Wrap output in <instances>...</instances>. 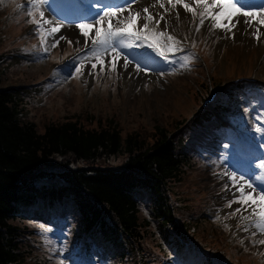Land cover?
<instances>
[{
    "label": "rangeland",
    "instance_id": "obj_1",
    "mask_svg": "<svg viewBox=\"0 0 264 264\" xmlns=\"http://www.w3.org/2000/svg\"><path fill=\"white\" fill-rule=\"evenodd\" d=\"M25 2L0 0V87H19L21 121L33 123L37 132H42L48 122L70 118L85 125H90L88 121H91L93 126L96 125L93 120L104 123L112 119L122 135L138 128L150 130L155 125L167 128L173 135L179 133L188 167L182 182L172 184L171 199L181 222L178 228L186 234L187 240L176 236L167 242V238L159 234L158 225L152 224L156 241L148 244L153 254L148 264H161V260L165 264H218L211 256V251L216 249L224 254L225 264H264V245L257 243L264 240V233L248 228L242 220L235 221L246 211L241 208L235 216L231 215L240 204L228 206L232 195L224 188L228 177L223 175L237 169L236 165L225 162L235 152L241 157L246 141L264 150L261 136L264 129L256 131L264 124V38L258 40L257 35L249 43L223 30V34H219L218 29L210 32L211 26L201 27L196 32L199 16L194 21L192 13L185 11L187 16L179 32L186 45V52L182 53L184 58L188 57L184 61L187 67L167 69V73L161 72L159 80L147 81L135 90L124 86L118 63L115 71L108 70L111 57L103 53L104 72L99 71L97 64L95 74L90 75L89 62L88 70L82 67L83 75L75 72L79 64L75 59L82 53L77 49H83L85 40L89 43L93 33L88 38L69 39L71 44L61 40L59 46L45 53L47 25L35 34L34 25L28 22L30 18L18 7ZM186 3L199 12L193 0ZM259 17L262 16L253 19L257 21ZM36 19H40L38 13ZM90 20L92 18L73 24ZM257 24L255 29L260 33L262 26ZM46 34L48 36V28ZM91 62H96L95 58ZM242 77L256 79L258 83H233ZM218 87L222 89H216ZM211 92L216 93L214 99L223 106L215 110H212L215 102L200 106ZM204 112H209V117L200 121L199 116ZM175 124L178 128L171 132ZM208 147L216 148L218 154L213 155ZM124 157H111L102 164L119 167ZM253 158L251 165L260 163L261 156L253 155ZM239 168L248 173L247 168ZM60 183L57 178H42L36 184ZM137 197H142V217H148L150 196L139 192ZM68 200L61 205L35 206L29 210L24 207L27 211L23 209V213L18 214L17 223L23 227L25 236L24 249L29 252L28 264H134L121 259V250L99 239L97 234L82 233ZM253 232L257 234L252 235ZM156 243L162 249L156 247ZM207 251L210 255L205 257Z\"/></svg>",
    "mask_w": 264,
    "mask_h": 264
},
{
    "label": "trees",
    "instance_id": "obj_2",
    "mask_svg": "<svg viewBox=\"0 0 264 264\" xmlns=\"http://www.w3.org/2000/svg\"><path fill=\"white\" fill-rule=\"evenodd\" d=\"M215 104L214 110L223 106L217 100ZM21 113L19 87H0V264L29 263L23 227L17 223L24 207L29 210L67 199L82 233L97 234L121 250V259L134 264L153 259L148 244L155 237L154 223L167 242L176 236L187 240L178 228L181 222L171 199L172 184L182 182L188 167L179 133L155 125L122 135L112 119L93 120V126L91 121L85 125L70 118L48 122L37 132L33 123L20 120ZM209 114H201L200 121ZM117 156H125L119 167L102 164ZM59 159L66 161L60 164ZM42 178H57L61 183L37 185ZM138 192L150 196L148 217L141 215ZM156 247L162 249L159 243ZM211 252L224 261L220 250Z\"/></svg>",
    "mask_w": 264,
    "mask_h": 264
},
{
    "label": "snow or ice",
    "instance_id": "obj_3",
    "mask_svg": "<svg viewBox=\"0 0 264 264\" xmlns=\"http://www.w3.org/2000/svg\"><path fill=\"white\" fill-rule=\"evenodd\" d=\"M47 2L48 0H26L25 4L18 6L24 13H26L27 17L30 18L28 22L34 25L35 34H39V30L44 26L50 24L53 25L48 32L47 47L43 49L45 53L51 48L59 46L60 41L65 39L63 35H60L57 38V34L61 32L62 24L45 19V12L42 9ZM137 2L138 0H124L122 5L114 6L101 3V0H96L100 10L95 13L93 19L74 25V27L79 29L80 34L85 38H88L90 33H94L91 37L90 46L87 39L85 40V47L88 49V56L76 58L79 61V64L74 68L77 74L83 75L82 67L86 66L84 63L85 60L91 63L92 71L89 73L90 75L95 74L97 64L100 65L99 71L101 73L104 72L105 62L100 53L111 57L108 61L109 71L116 70L117 63L121 58H123L122 68L127 71L129 64L132 63V61H130L127 56H123L121 49L147 46L148 48L153 49L157 55L165 59H167L166 52L175 53L183 51L182 42L176 36L167 31V21L164 15L157 13L156 15L159 19H156L152 13L149 12V8L144 7L143 12L147 14L145 17H141L140 12H135L134 14L130 12L127 21L125 22L122 18L125 8L131 7L132 4ZM193 2L202 10L197 12L196 8H193L189 3H185L184 0H168L171 9H167L165 8L164 3L157 0L159 7L165 9V13L175 10L178 4H182V7L186 12L192 13L194 21L198 15L199 23L196 24V32H199L201 27L205 26V21L207 20L211 25L209 29L210 32H215L216 29H221L228 33H232V27L228 26L229 24H232V16L231 13L226 14V11L228 9L237 13L240 11V9L236 8V5L232 0H211V2H209V0H193ZM154 6L155 5H153V7ZM37 13L40 18L39 20L36 19ZM117 13H121V16L118 17ZM244 15L254 17L257 13L249 12ZM141 19L143 20L142 25L137 29L136 23ZM177 19H179L178 12ZM224 20H228V24L223 23ZM153 21H155V25L150 28V23ZM161 21H164V30L157 31L156 29L159 28ZM259 22L261 25H264V19H261ZM105 24L107 25L106 27ZM233 27H235V25H233ZM258 31L259 30H257V32ZM149 33H151V35H149ZM184 39L186 40L187 37ZM257 39H259L258 36ZM68 43L71 44L72 41L68 40ZM77 44H79V41H77ZM193 46H195L194 43ZM80 51H82V49L78 48L77 52ZM93 57L96 61L94 63L91 62ZM187 59L188 57H185L184 61ZM184 61L181 62V66L187 67V64L184 63ZM135 70L136 72H141L144 71V68L141 67L139 62H136ZM262 129H264V124L257 127L256 131L260 132ZM256 167L258 169H264V158L261 159ZM223 175L228 177V181L225 182L224 188L232 195V199L229 201L228 206L231 207L232 203L240 204V207L236 208L231 215L235 216L236 213L241 211V208H244L245 211L252 209L253 215L257 218L253 221L252 226L259 229L260 233H264V187L260 185L254 186L251 178L245 180L242 175L237 176L235 173L229 174L228 172H224ZM255 179L264 180V176H256ZM229 184H231V187H229ZM236 184H239L240 186L236 187ZM257 188L260 190L257 191ZM236 193H239V195L237 196ZM245 219H247V217H245ZM245 231H247V229H245ZM256 234L257 233L255 232L252 233V235ZM257 243L264 245V240H259ZM61 264H63V262H61Z\"/></svg>",
    "mask_w": 264,
    "mask_h": 264
},
{
    "label": "bare ground",
    "instance_id": "obj_4",
    "mask_svg": "<svg viewBox=\"0 0 264 264\" xmlns=\"http://www.w3.org/2000/svg\"><path fill=\"white\" fill-rule=\"evenodd\" d=\"M68 4H65V2H68ZM71 2V3H70ZM160 2L164 3L165 8L171 9V5L168 4V0H160ZM186 3L187 0H184ZM211 2V0H209ZM232 2L236 5V8L240 9V11L234 12L231 9H228L226 11L227 13H231L232 16V24H229V27H232V33H228L230 35L235 36V39H245L246 42H251L254 37L259 35L258 40H262L264 38V25H261L259 22L261 19H264V8L259 10V11H251L254 13H257L256 16H262L261 18L256 21L253 19V16H246L244 15L245 12L243 8H249L251 7V3H246L245 0H232ZM101 3L104 4H110V5H122L124 3V0H101ZM153 5H155L153 7ZM148 7L149 12L152 13V15L156 18L159 19V17L156 15L157 13H160L165 16V19L167 21V31L176 36L181 42H182V48L184 47V42H183V36L181 37L180 32H179V27H181L182 22L184 21V17L187 16L185 15V10L182 7V4H178L175 10H171L168 13H165V9H162L159 7V3H157V0H138L137 3H134L131 5V7H126L125 11L122 14V18L127 21V17L129 13H135V12H140L141 17H145L147 14L143 12V8ZM81 8V14L86 16V17H91L93 18L95 16V13L99 11V5L96 3V0H48L47 4L43 6V11L45 12V19L49 21H53L55 23H60L62 24L61 32L57 34V38L60 35H63L65 37L64 41L67 42L69 39H81L82 35L79 32V29L75 28L72 22V19L74 17H79L76 20H81L85 19L84 17H81L80 14H75L77 11H79ZM202 10V9H200ZM199 10V11H200ZM87 11H90L91 14H87ZM242 11V12H241ZM177 12L179 13V19H177ZM117 16L120 17L121 13H117ZM252 19V20H251ZM249 21V22H248ZM143 20H138L136 23V28L139 29L142 25ZM248 22V23H247ZM115 23V21H114ZM223 23L228 24V20H224ZM256 23L257 25L262 26L260 28V33H257L256 31ZM155 21L150 23V28L154 27ZM235 25V27H233ZM53 25H47L48 32L50 31L51 27ZM107 25L105 24V27ZM122 26V25H121ZM164 21H161V24L159 28H157V31H162L164 30ZM205 26H211L210 23L206 20L205 21ZM204 26V27H205ZM256 28V29H255ZM219 34H223L221 29H218ZM94 35V33H93ZM151 35V33H149ZM253 37V39H252ZM250 38V40H249ZM239 39V40H240ZM242 39V40H243ZM184 43V44H183ZM89 46L91 45V40L88 43ZM252 44V43H251ZM85 46V44H83ZM82 45V47H83ZM123 56H127L132 63L129 64V67L127 71H125L122 68L123 64V58L118 62L119 66V73L120 77L124 81V86L125 87H134L133 89L136 90L141 84H145L147 81H154V80H159V77L162 76L161 74L162 70H167L170 68H177L181 67V62L184 61V55L182 51L180 52H175V53H167V59L157 55L153 49L148 48L147 46H141V47H133V48H124L121 49ZM88 56V49L83 48L82 53H81V58ZM94 58V57H93ZM92 58V59H93ZM86 66L85 69L88 70L90 67L88 61L85 60ZM136 62H139L142 68L147 69L148 73L141 71V72H136L135 70V65ZM89 72V71H88ZM165 74V73H164ZM264 138V132L261 133ZM261 145V144H260ZM264 147V146H263ZM261 149L256 150L254 148L247 149V153L245 156H250L254 151H262L263 148L260 147ZM248 157L242 159L240 163H242L245 167H249L248 173H252V181H255L258 183V185L264 187V180H256V176H264V172L262 173V169H258L257 167L253 168L251 165L252 160L247 159ZM231 161H238V159H233ZM233 172H230L229 174H232ZM236 174V173H235ZM237 176H240L236 174ZM245 179V178H244ZM246 180V179H245ZM240 186L237 184L236 187ZM234 191V189H233ZM257 191H259V188H257ZM229 193V192H228ZM247 217V219H245ZM257 218L253 215L252 209H249L246 211L245 215L240 216L239 218L235 219V221L242 220L245 225L248 228L256 229L253 227V221L256 220Z\"/></svg>",
    "mask_w": 264,
    "mask_h": 264
}]
</instances>
